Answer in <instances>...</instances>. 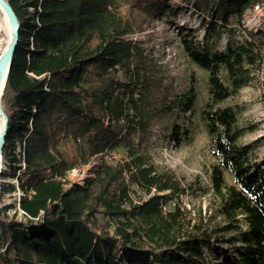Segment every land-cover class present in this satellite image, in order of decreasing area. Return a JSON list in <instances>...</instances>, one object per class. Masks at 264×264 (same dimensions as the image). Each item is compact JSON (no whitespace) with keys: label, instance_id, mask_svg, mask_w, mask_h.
<instances>
[{"label":"trees","instance_id":"1","mask_svg":"<svg viewBox=\"0 0 264 264\" xmlns=\"http://www.w3.org/2000/svg\"><path fill=\"white\" fill-rule=\"evenodd\" d=\"M8 2L20 28L1 96L7 118L1 153L20 146L15 179L22 196L21 217L0 209V264H195L204 250L220 264H264V158L252 159L253 143L238 142L244 130L236 110L219 105L252 83L264 62L263 30L241 23L264 0ZM123 4L127 17L118 10ZM187 7L201 15L206 35L228 34L223 50L200 48L197 28L185 27L181 43L190 62L207 72L200 118L215 159L210 183L221 232L230 235L222 243L231 253L214 246L218 232L209 226L180 240L171 235L179 208L162 214V207L183 188L138 151L165 113L193 109L196 92L192 87L178 95L133 34L157 17L174 20ZM234 23H241L242 40L234 38ZM188 135L177 120L165 127L177 145ZM119 147L128 160L110 157ZM95 156L101 161L93 175L65 188L68 172ZM131 185L148 197L133 204ZM13 188L2 186L0 199ZM142 237L157 248L144 246Z\"/></svg>","mask_w":264,"mask_h":264},{"label":"rangeland","instance_id":"2","mask_svg":"<svg viewBox=\"0 0 264 264\" xmlns=\"http://www.w3.org/2000/svg\"><path fill=\"white\" fill-rule=\"evenodd\" d=\"M173 3L184 5L185 2L184 0H173ZM118 10L121 15L127 17V4L121 5ZM200 17V14L187 7L174 20L166 16L157 17L149 24L148 29L133 34V38L141 39L143 45L152 51L153 56L157 59V64L161 66L162 74L165 75V82L171 84L178 95L182 96L192 87L196 92L193 109L183 112L180 107L175 105L173 111L165 113L162 120L152 127L149 140L144 141L138 147V151L147 157L148 162L158 172H171L180 181V186L183 188V192L174 195L162 207V214L172 212L176 207L179 208L180 214L177 223L172 226L171 235L180 240L186 237L189 232L197 231V228L203 229L209 226L210 230L218 232V235L211 239L214 246L216 248L219 246L220 250L231 253L230 247L222 243L230 235H223L221 232L223 221L218 215L217 199L213 195L210 183V169L215 159L210 154L209 136L204 121L200 118V110L208 96L207 72L190 62L181 43L185 27L197 28L195 41L200 48L207 46L211 49L223 50L228 40V34L225 31H220L219 35L212 32L206 35L203 27H200ZM2 18L0 9V21ZM249 18H251V14L248 11L241 20V23L247 26L246 29L255 25L250 21L247 24ZM240 25L237 23L232 25L235 40L243 39L244 32ZM257 26V29L263 30L264 33V16ZM5 37L4 31L1 30L0 39ZM255 74L256 77L252 83L244 86L236 96L226 99L219 105L231 106L236 110L237 125L244 130L238 142L240 144L253 143L252 159L260 161L264 158V62ZM173 120H177L178 124L189 130L188 137L183 138L178 145L165 136V127ZM20 151V146L15 145L14 152L11 148L7 150L6 156L2 152L0 170V189L2 186H14L13 190L6 192L0 199V209H4V213L9 216L17 210L18 217H21L17 206L22 192L18 187L15 174L18 173L19 166L22 165ZM110 157L114 160H128L125 149L122 147L112 150ZM14 160L16 161L13 162ZM100 161L101 157L95 156L86 165L69 171L66 176L65 188H70L73 184L83 185L84 180L93 175V167ZM82 178H85L83 183ZM153 192L154 190L151 191V194ZM163 193H167V191ZM129 197L133 204H138L148 195L142 194L139 189L131 185ZM123 206L128 208L127 203ZM98 218L101 220V216L98 215ZM109 230L113 231V227L111 226ZM142 240L143 245L147 248H157L156 242L148 241L146 237H142ZM179 254L184 255L182 252ZM203 257L195 264H220L221 262L220 258H215L214 252L204 250Z\"/></svg>","mask_w":264,"mask_h":264},{"label":"water","instance_id":"3","mask_svg":"<svg viewBox=\"0 0 264 264\" xmlns=\"http://www.w3.org/2000/svg\"><path fill=\"white\" fill-rule=\"evenodd\" d=\"M0 5L4 10V12L6 13V15L8 16L9 28L12 33L11 40L4 54L0 58V96H2L6 84L7 73L9 71L10 62L14 54L15 46L19 41L18 32L20 27L17 17L13 9L9 5L8 0H0ZM0 108H1V100H0ZM2 115H3V125H2V130L0 131V137H1L0 151L4 143V136L7 128V118L5 117L3 111H2Z\"/></svg>","mask_w":264,"mask_h":264},{"label":"bare ground","instance_id":"4","mask_svg":"<svg viewBox=\"0 0 264 264\" xmlns=\"http://www.w3.org/2000/svg\"><path fill=\"white\" fill-rule=\"evenodd\" d=\"M0 9H1V12L3 15V18L0 21V31L3 30L5 35H6L5 38L0 39V58H1L2 55L4 54L6 48H7L10 40H11L12 33L10 31V28H9L8 16L4 12V10L2 9L1 5H0ZM0 100H1V96H0ZM2 125H3V115H2V110L0 108V131L2 130ZM0 144H1V137H0ZM0 170H1V151H0Z\"/></svg>","mask_w":264,"mask_h":264},{"label":"built area","instance_id":"5","mask_svg":"<svg viewBox=\"0 0 264 264\" xmlns=\"http://www.w3.org/2000/svg\"><path fill=\"white\" fill-rule=\"evenodd\" d=\"M249 13L251 14V18H249V20H247V24L248 22H254V26H250L251 28H248V29H253V30H257L258 28V23L261 22V19L262 17L264 16V4L263 5H255L250 11ZM245 28H247V26L245 25L244 26ZM85 178H82V183H83V180Z\"/></svg>","mask_w":264,"mask_h":264}]
</instances>
